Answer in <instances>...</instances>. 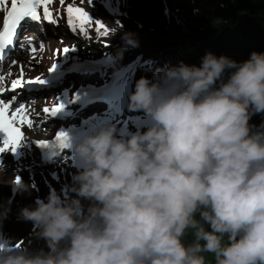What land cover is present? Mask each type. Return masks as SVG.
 <instances>
[{
    "label": "clouds",
    "instance_id": "9594fccd",
    "mask_svg": "<svg viewBox=\"0 0 264 264\" xmlns=\"http://www.w3.org/2000/svg\"><path fill=\"white\" fill-rule=\"evenodd\" d=\"M131 100L151 125L127 138L107 125L76 144L75 196L53 191L18 217L47 248L6 245L0 264H264V124H250L264 113V52L181 60L141 78Z\"/></svg>",
    "mask_w": 264,
    "mask_h": 264
},
{
    "label": "rangeland",
    "instance_id": "374dc122",
    "mask_svg": "<svg viewBox=\"0 0 264 264\" xmlns=\"http://www.w3.org/2000/svg\"><path fill=\"white\" fill-rule=\"evenodd\" d=\"M69 3H72L76 7H81L88 14H91L93 18L97 22L103 23L108 29L109 32L105 36L102 33V30H98L95 23L85 25L83 28L79 26L77 29L80 32H75L73 34H69L68 38H62L61 42L59 41L58 37L53 38L50 43L51 47L59 46L58 49L62 50L64 48H69L68 54L72 58H100L107 55L109 52L112 53L115 59L119 60L118 69L121 74L122 78H120L119 83L113 89L114 93L116 91L119 92V98L122 99L124 97V90L127 86H130L132 83V78H136V81L133 82V85L136 88L137 82L143 78L142 73V64L148 63L146 69L151 68V64L155 63L157 58L160 55V51L162 50L161 41L155 37L150 36L147 33H144L145 26L143 25L141 19L137 16L136 12H132V0H69ZM165 6V13L162 14L163 20H172L175 16H179L180 14H185L187 17H192L199 19L200 17H205L207 13L217 10L218 8L226 5V3H232L236 0H162ZM110 3H112L119 11L122 12V16L116 14H109L107 13L102 5H105L110 8ZM67 4L61 5L62 13L67 12ZM102 4V5H101ZM64 25V22L62 23ZM147 25V24H146ZM161 25H159L160 27ZM148 28V26H147ZM157 28V27H156ZM157 31L158 29H154ZM63 27H61L62 33ZM126 33H134L136 38L139 40V46H133L126 42ZM104 37V38H103ZM108 42L110 44V48L103 47V42ZM63 46V47H61ZM28 54L25 55L23 60L32 66H38L37 62H39L40 57L37 60H31V52L27 51ZM63 52L61 51L60 55H57L56 60H61L63 58ZM123 58L122 60L120 58ZM49 63V62H48ZM95 78L100 77L103 75L102 72H95L93 74ZM101 78V77H100ZM94 79V78H93ZM90 80L88 84H84L83 86L86 88L91 82ZM79 81V80H78ZM75 82L76 84L78 83ZM97 81V79L95 80ZM106 80L102 79L97 86L94 88L101 89L103 88ZM80 88L74 87L73 91H71V95L77 93ZM94 90V89H93ZM133 108V107H132ZM144 110L135 109L133 108L131 112H128L130 116H140L143 115ZM148 120H151L152 117L150 114L145 112ZM49 126L54 128V125L51 123ZM49 135H44L43 137H50ZM54 168L52 164L47 166H43L44 169L48 170L43 171L45 172V177L48 182L53 183V186L56 187L57 193L61 194L60 189L67 185L66 187L69 188V193L72 194V197L75 196V193L72 192L73 187V175L76 173L72 172L70 169L65 168L63 165H57ZM54 168V169H53ZM52 173H55L60 178V185L59 182H56ZM44 174V173H43ZM42 180V175L40 178ZM12 183L10 180L1 177L0 179V212L1 214L4 213V210L7 212L6 218L3 220L2 226H0V233L4 228H10L11 231H18L21 234L29 235L34 231H38V226L32 223L31 221H26L23 219H19V215L21 209L26 206H35L37 200V193L35 191H31L29 194L25 192V194L18 196L15 198L13 203L9 200L10 198V187ZM45 186V185H44ZM46 187V186H45ZM33 189H35L33 187ZM46 189V188H45ZM50 192L46 189V196L48 197ZM46 197V199H47ZM86 205L88 201L84 202ZM40 239V238H38ZM14 240H18L16 237ZM42 247L43 249L47 248L46 241L42 239ZM8 246V250L12 249L13 247L19 248L24 243H11L8 240L1 239L0 241V248Z\"/></svg>",
    "mask_w": 264,
    "mask_h": 264
},
{
    "label": "trees",
    "instance_id": "16d2710c",
    "mask_svg": "<svg viewBox=\"0 0 264 264\" xmlns=\"http://www.w3.org/2000/svg\"><path fill=\"white\" fill-rule=\"evenodd\" d=\"M134 6L146 22L147 30L158 29L156 33L161 32L170 41L165 48L166 64L175 65L183 60L199 65L208 51L237 61L247 60L253 51L264 52V0H236L198 20L186 16V19L169 22L162 18L161 1L136 0ZM250 124L257 127L264 124V113L254 114ZM186 239H194L191 231ZM26 241L32 242L30 250L43 249L41 242H35V235Z\"/></svg>",
    "mask_w": 264,
    "mask_h": 264
},
{
    "label": "snow or ice",
    "instance_id": "6c2138e0",
    "mask_svg": "<svg viewBox=\"0 0 264 264\" xmlns=\"http://www.w3.org/2000/svg\"><path fill=\"white\" fill-rule=\"evenodd\" d=\"M51 3L52 0H0V11L3 12V28L2 31H0V52H2L4 47L16 36L21 21H24L26 18H31L32 20L41 19L39 11L41 7L43 8V16L49 21H52L53 15L50 9ZM59 3L64 5L65 0H59ZM67 13L68 23L72 24L74 27L76 24H79L81 28H83L85 25L93 23L87 11L81 7L74 6L72 3L67 4ZM95 25L98 30H102L103 35L106 36L108 34L109 29L103 23L96 22ZM69 50V48H64L62 50L57 49V55L59 56L61 51L67 53ZM2 80L3 76H0V81ZM32 82L42 83L43 79L37 78L29 81H25L22 78L16 79L12 82V90L15 91L18 88H21L25 83ZM4 91V88L0 87V93H3ZM11 107V101L6 102L5 99L0 98V132H3L6 136L3 147H0V152H4L10 147L18 145L23 138V133L20 127L17 126L18 123H27L29 127H32L33 125V121L27 119L25 106L17 107L15 112L9 115ZM58 111L59 108L54 105L45 106L43 108V113L49 116H55ZM66 139L67 136L63 132L59 133L57 136V140L62 146ZM38 142L44 144L46 143V140H39ZM16 182H20L19 178H17Z\"/></svg>",
    "mask_w": 264,
    "mask_h": 264
},
{
    "label": "bare ground",
    "instance_id": "6f19581e",
    "mask_svg": "<svg viewBox=\"0 0 264 264\" xmlns=\"http://www.w3.org/2000/svg\"><path fill=\"white\" fill-rule=\"evenodd\" d=\"M53 13H54L55 16H57V13L55 11ZM39 69H41V67ZM0 70H1V67H0ZM0 87H3V84L1 83V81H0ZM134 92H135V90L133 91V89H130V94L131 95L129 96V100L131 99V97H132V95H133ZM87 96H89L88 93H85L81 97L80 96H74V99H75L74 102H79V101L85 100ZM126 96H127V94H125L124 98ZM112 99H113V102L114 103L118 101V98L115 95H113ZM24 106L26 108L27 116L30 115L31 112H30V109H29L28 105H26L24 103ZM10 111L14 112V109L11 107L10 108ZM120 116H121V114L119 112L118 117H120ZM47 118H48V116H47ZM40 120H42V119H36L35 120L36 121L35 124L38 121H40ZM88 122L90 124H88V126H86L82 130V132H81L82 135L83 134H87L90 131H93L94 130V129H92V127H90V125L93 124V123H94L93 124L94 126L96 125V127L98 128V130L100 129V126H99V123H98V120L97 119L92 118V119L88 120ZM44 126H45V124H44ZM119 127H121V125ZM124 127L125 126L123 125L122 128H124ZM33 128H34L33 125H32V127H27L26 128V131L28 132V134H30L33 131ZM48 128L51 129L50 126ZM95 132H97V129L95 131H93V132H90V133H95ZM4 142L5 141H1L0 140V147H3ZM17 148L18 147L15 145L13 147H10L8 150H6L4 152H0V166H1V169H3V173L2 174H4L5 177H6V179H8V180H12L13 178H15L17 180V178H19L20 182L19 183L16 182L17 187L21 183L28 184V185H31V186L36 185L37 189L35 190V192L37 193L38 199H40V200H46V189L43 186V184L39 182V179L37 178L38 174L42 172L40 169H38L39 167H37V160L31 159V158H26L24 160L23 159L21 160L22 161V164H25L26 163V165L28 166V171L26 169H21V170L17 171L16 170L17 169L16 168V163L9 162V158L7 157V153L9 152L10 149L16 150ZM39 162H41L40 159H39ZM60 182L61 181L59 180V183ZM60 185H62V184L60 183ZM62 189H64L63 190V194H64L63 198L64 199H71L72 198V194L69 193V190L70 189L67 188V187H62ZM19 190L20 189L18 187V191ZM54 191L57 192V189L55 188ZM52 192H53V190H52Z\"/></svg>",
    "mask_w": 264,
    "mask_h": 264
}]
</instances>
